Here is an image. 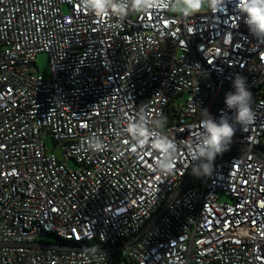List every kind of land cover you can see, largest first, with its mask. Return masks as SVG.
I'll return each mask as SVG.
<instances>
[{
  "label": "built area",
  "instance_id": "built-area-1",
  "mask_svg": "<svg viewBox=\"0 0 264 264\" xmlns=\"http://www.w3.org/2000/svg\"><path fill=\"white\" fill-rule=\"evenodd\" d=\"M237 74L253 94L246 130L224 103ZM199 105L235 128L202 178L187 150ZM153 130L177 146L167 175ZM0 264H264V41L234 0L124 18L82 0H0Z\"/></svg>",
  "mask_w": 264,
  "mask_h": 264
},
{
  "label": "clouds",
  "instance_id": "clouds-1",
  "mask_svg": "<svg viewBox=\"0 0 264 264\" xmlns=\"http://www.w3.org/2000/svg\"><path fill=\"white\" fill-rule=\"evenodd\" d=\"M230 0H82L83 6L99 17L109 14L119 18L126 17L129 12L146 13L150 9L168 8L192 15L207 9L214 13L220 12ZM236 10L245 17V23L250 34L257 41H264V0H234ZM232 89L225 96V106L233 113L235 124L243 130L255 121L252 108L253 94L249 90L246 78L237 74L232 80ZM193 111H196L195 103ZM200 134L191 143L187 144L188 155L191 162V174L197 178L210 177L214 171V162L217 156L229 149L235 134L233 123L229 122L227 114H222L219 119L213 117L207 108L199 105ZM159 128L163 122L157 121ZM130 135L142 143L147 135L143 121L129 125ZM90 145L94 150H101L103 144L96 141ZM151 147L154 151L162 153V159L156 165L157 171L167 175L172 171L176 160L177 146L173 140L161 131L153 130L151 133Z\"/></svg>",
  "mask_w": 264,
  "mask_h": 264
},
{
  "label": "rangeland",
  "instance_id": "rangeland-1",
  "mask_svg": "<svg viewBox=\"0 0 264 264\" xmlns=\"http://www.w3.org/2000/svg\"><path fill=\"white\" fill-rule=\"evenodd\" d=\"M67 9V6L65 7V10ZM207 9H203L201 12L199 13H203L206 12ZM36 62H37V66L39 68V73L42 74L45 78L49 79L50 75H51V65H50V57L47 53H40L37 55L36 58ZM45 144L47 147V150L49 152H54L55 154H57L59 157H62V153H61V149L58 146V144H55L54 141L51 139V137H47L45 140ZM66 164L72 168V169H76L77 168V164L74 162V160L72 159H68L66 161ZM56 238L53 235H50L49 237H47V241H54ZM71 245H73L71 243ZM118 259H120L118 257Z\"/></svg>",
  "mask_w": 264,
  "mask_h": 264
}]
</instances>
